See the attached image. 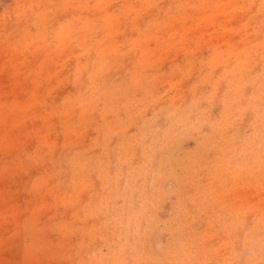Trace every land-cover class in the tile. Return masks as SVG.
I'll use <instances>...</instances> for the list:
<instances>
[{"label": "rangeland", "instance_id": "obj_1", "mask_svg": "<svg viewBox=\"0 0 264 264\" xmlns=\"http://www.w3.org/2000/svg\"><path fill=\"white\" fill-rule=\"evenodd\" d=\"M0 264H264V0H0Z\"/></svg>", "mask_w": 264, "mask_h": 264}]
</instances>
